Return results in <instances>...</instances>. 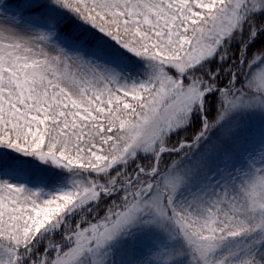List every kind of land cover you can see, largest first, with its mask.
Here are the masks:
<instances>
[{
    "label": "snow or ice",
    "instance_id": "1",
    "mask_svg": "<svg viewBox=\"0 0 264 264\" xmlns=\"http://www.w3.org/2000/svg\"><path fill=\"white\" fill-rule=\"evenodd\" d=\"M0 264H264V0H0Z\"/></svg>",
    "mask_w": 264,
    "mask_h": 264
}]
</instances>
